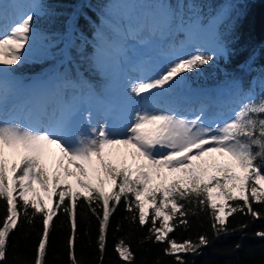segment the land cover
Listing matches in <instances>:
<instances>
[{
  "label": "snow or ice",
  "instance_id": "obj_1",
  "mask_svg": "<svg viewBox=\"0 0 264 264\" xmlns=\"http://www.w3.org/2000/svg\"><path fill=\"white\" fill-rule=\"evenodd\" d=\"M8 7L0 3V15H6ZM240 7L228 3L205 24L195 4L181 8L179 3H108L102 8L104 20L96 34L94 64L107 78L105 92H111L109 96L95 92L85 81L73 82L60 74L42 81L39 87L25 88L13 76V66L24 63L32 53L39 38L33 22L42 5L30 3L9 24H0V198L7 204V215L0 223V264L6 261L10 233L17 227L21 209L25 216L43 214L35 264H45L49 228L61 205L71 221L70 259L72 264H79L75 255L78 196L88 202L100 220L101 253L114 210L110 201L119 204L125 196L128 210L133 211L134 205L138 222L143 225L147 217L141 197L147 196L153 206V235L149 239L167 240L165 253L174 255L178 264H187L182 254L200 255L211 243L205 235L182 243L168 238L177 224L188 225L187 205L211 209L217 237L229 232L227 217L233 213L264 219V213L253 207L254 202L264 204V94L257 98L233 82L229 86L232 98L221 105L228 108L227 113L211 111L216 101L207 96L187 112L181 111L174 99L175 91L186 84L187 73L198 72L217 56L228 54L224 30L239 18ZM179 33L185 35V46H191L192 52L180 55L173 48L172 58L163 69L155 68L150 59H141L134 68L138 75L123 90L118 89L111 69L127 59L125 40L144 41L148 36L166 43ZM85 97L95 99V104L84 107ZM83 112H87L88 134L79 131ZM53 147L59 149L61 157L57 170L50 175L44 161ZM6 150L15 157L11 175ZM126 153L139 161L136 167H117L112 162ZM213 154L228 158L227 162L216 163ZM205 157H212L213 162ZM60 167L64 168L63 177ZM169 173L177 174L171 182ZM71 176L84 191L74 192L68 183L61 187L62 179ZM108 182L114 185L112 192L105 191ZM36 183L49 198L55 192L56 208L48 209L38 194L29 198L30 193H36ZM214 191L216 197L233 203L217 204ZM93 201L100 212L92 207ZM247 227L241 225L240 230ZM256 235L264 239V231ZM116 251L132 264L133 253L123 240Z\"/></svg>",
  "mask_w": 264,
  "mask_h": 264
},
{
  "label": "trees",
  "instance_id": "obj_2",
  "mask_svg": "<svg viewBox=\"0 0 264 264\" xmlns=\"http://www.w3.org/2000/svg\"><path fill=\"white\" fill-rule=\"evenodd\" d=\"M152 3L162 1L170 6L179 3L197 5L202 21L207 24L215 13L228 3L241 5L240 14L234 25L224 30L228 54L200 71L185 76L194 88H215L221 85L239 84L245 93L259 97L264 94V0H149ZM114 0H38L42 5L41 13L33 22V29L58 43V48L70 41V61L64 72L68 78L82 80L77 74L82 71L90 85L99 87L101 72L95 67L96 34L103 20L102 8ZM186 10V9H185ZM72 29V31H71ZM72 32V33H71ZM57 44V43H56ZM55 49L54 51H56ZM55 53V52H54ZM53 62L37 59L13 66L19 74L39 72ZM12 166V165H11ZM9 165V174H11ZM71 184V183H68ZM72 185V184H71ZM64 184H61L63 187ZM73 186V185H72ZM114 185L107 192H112ZM74 192H79L74 187ZM59 191V189H56ZM18 197V193H13ZM56 195L53 193L52 208H56ZM66 202L69 198L66 197ZM227 201V204H232ZM128 200L121 197L119 204L110 201L114 209L109 217L106 231L105 250L100 252L98 239L100 220L90 210L83 197H77V233L75 255L79 264H128L116 251V245L123 240L133 253L132 264H178L174 255L165 253L167 240L157 242L150 232V220L153 206L148 210L145 224L138 222V211H129ZM47 206V205H46ZM92 207L99 206L95 201ZM256 211L264 213V204L253 203ZM48 209H50L47 206ZM63 205L56 210L52 226L49 228V244L46 247L45 264H72L70 259L69 238L72 235L70 217L62 211ZM188 225H178L168 234L169 239L178 243L185 240H197L207 236L211 243L202 249V254H182L187 264H264V239L256 235L264 231V219H254L251 215L236 212L228 216L229 232L217 237L212 229L211 209L197 205L186 206ZM18 209L20 205L18 203ZM227 210V209H226ZM29 209V213H31ZM180 211H185L181 209ZM7 215V204L0 198V223ZM102 216V212H101ZM136 217L134 220L133 217ZM177 221L179 213L177 214ZM159 223V222H158ZM170 223H172L170 221ZM241 225L248 227L243 231ZM43 233V214L25 216L23 210L17 220V227L10 233L7 245V258L3 264H35L37 248ZM240 248H236V245Z\"/></svg>",
  "mask_w": 264,
  "mask_h": 264
},
{
  "label": "rangeland",
  "instance_id": "obj_3",
  "mask_svg": "<svg viewBox=\"0 0 264 264\" xmlns=\"http://www.w3.org/2000/svg\"><path fill=\"white\" fill-rule=\"evenodd\" d=\"M139 3H148L147 0H139ZM2 2H6V0H2ZM150 4V3H148ZM155 7V6H154ZM102 27V24H101ZM35 33H37L34 30ZM39 38L34 41V47L32 50V53L30 57L25 61V62H35L36 59L39 58H44L47 60H53V50H54V45L58 42L55 41L54 39L50 40L49 37H46L40 33ZM144 41H141L140 43L136 42V40L132 39L129 40L124 44V47L126 49V57L127 59L122 60L119 64L118 67H115L111 69L112 72L115 74V82L118 87V89L123 90L127 86L128 81L131 79L135 78L138 73L134 71L136 63L141 60L145 59L148 60L150 59L153 63V66L157 69H163L169 60L172 58V49H176L178 51V54L180 55H185L187 53H190L193 51V48L191 46H185V40L186 37L184 35V38L181 37V39H178L179 41H175L176 39H170L166 43L163 41H157L155 38H150L148 36L143 37ZM60 53H67L65 50L68 49V46H63L61 47ZM99 72H101V81L99 83V87L101 92H104L105 96L111 95V92H105V84L107 82V78L104 74L103 71L98 69ZM13 74V72H12ZM14 76V75H13ZM19 81V79H17ZM186 84L177 89L174 93V99L178 101V107L180 108L181 111L187 112L189 109H195L199 106V101L202 99L204 96H207L211 98L212 100L216 101L212 105L211 111L213 112H222V113H227L228 108L226 107H221L222 104H227L231 97V91L230 88L222 89L219 93L215 94L214 92H204L200 90H193L190 88V85L188 84L187 79ZM22 86H25L24 82L20 81ZM38 87V84L36 82H33L32 88ZM95 91V90H94ZM95 99L89 100L88 98L84 99L83 104L84 107H90L92 104H95ZM231 107H237L235 104H232ZM83 118L80 120V128L79 131L83 134H88L89 133V126L87 123V112L82 113ZM26 123V121H25ZM123 153V150H121ZM8 153V167L9 165L11 166L12 163L14 162L15 157L13 156L11 150H6ZM60 155L59 150H55L54 152L50 153L49 155L45 158V166L48 169L49 174L51 175L57 170L58 163L57 159ZM215 156V162L218 164H224L227 162L226 157H220L219 154H213ZM205 160H208L209 163L211 164L212 157H205ZM112 162L117 166V167H123V166H129V167H136V165L139 163V161L134 160L133 157L131 156L130 153L122 154L119 157L113 158ZM196 163H199L197 161ZM66 164V163H65ZM59 171L63 177L64 173V168L60 167ZM210 171H212L210 169ZM237 172H240L241 170L239 168L236 169ZM11 175V174H9ZM177 174H168V181L171 182L173 178H175ZM77 178L75 176L67 177L66 179H62V184L64 183H72L73 187L76 190L79 191H84V189H81L79 185L77 184ZM95 182V181H94ZM112 183L108 182L105 185L106 190H110L112 187ZM35 189L36 193H30L29 198L33 199L36 198V194L39 195V197L43 198L44 204L51 207L52 206V200H53V194L51 198H49V194L46 193L40 186L39 183L35 184ZM215 191H219L218 189ZM215 191H214V198L216 199L217 204H227V201L223 197H216L215 196ZM237 196L240 195V193L237 191L235 193ZM141 199L144 201L145 204V213L146 216H148V210L150 207H152L150 200L148 199L147 196H142ZM227 209V208H226ZM225 209V211H227Z\"/></svg>",
  "mask_w": 264,
  "mask_h": 264
},
{
  "label": "bare ground",
  "instance_id": "obj_4",
  "mask_svg": "<svg viewBox=\"0 0 264 264\" xmlns=\"http://www.w3.org/2000/svg\"><path fill=\"white\" fill-rule=\"evenodd\" d=\"M132 1H136V0H132ZM18 4H13L11 6L13 7H8L7 9V14L9 17H6L5 15H0V24H9L11 22V20L14 18V11H20L21 9V5H19L20 7L18 8H15V6H17ZM55 150H59V149H56L55 147H53L51 150H50V153L54 152ZM61 157V154L59 155L58 159H57V163L59 161ZM65 163H67V161H65ZM72 170L75 171V167L73 166L72 167Z\"/></svg>",
  "mask_w": 264,
  "mask_h": 264
}]
</instances>
